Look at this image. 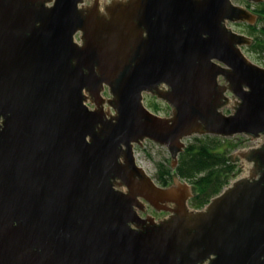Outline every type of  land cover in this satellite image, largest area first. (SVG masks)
Segmentation results:
<instances>
[{
	"label": "water",
	"instance_id": "obj_1",
	"mask_svg": "<svg viewBox=\"0 0 264 264\" xmlns=\"http://www.w3.org/2000/svg\"><path fill=\"white\" fill-rule=\"evenodd\" d=\"M83 1L0 0V264H264V68L224 25L255 18L233 0ZM101 83L110 120L84 105ZM160 83L170 118L142 103ZM193 135L260 141L229 156L249 172L199 212L190 186L158 187L134 157L149 140L174 169ZM139 199L175 215L140 219Z\"/></svg>",
	"mask_w": 264,
	"mask_h": 264
},
{
	"label": "trees",
	"instance_id": "obj_2",
	"mask_svg": "<svg viewBox=\"0 0 264 264\" xmlns=\"http://www.w3.org/2000/svg\"><path fill=\"white\" fill-rule=\"evenodd\" d=\"M256 13L264 21V3L257 7ZM249 31L252 36L250 50L264 53V26L249 28ZM227 140L209 135L193 137L178 156L174 169L157 165L158 180L167 185L175 175L188 181L194 186L192 205L203 207L222 191L236 171L235 162L228 156L233 145Z\"/></svg>",
	"mask_w": 264,
	"mask_h": 264
},
{
	"label": "flooded vegetation",
	"instance_id": "obj_3",
	"mask_svg": "<svg viewBox=\"0 0 264 264\" xmlns=\"http://www.w3.org/2000/svg\"><path fill=\"white\" fill-rule=\"evenodd\" d=\"M122 1H127V0H122ZM110 2H111V0H98L97 1V7L101 13L105 11V6L108 5ZM237 2H240V3L238 4ZM232 3H233V5L241 7L249 15H251L255 18V20L253 22L248 21V20H243V21L237 22V24H241L243 27H245L247 33H250L249 28H257L256 24L259 20H261V18L256 13V9L258 6H260L261 4L264 3V0H261L257 3L247 1V0H233ZM53 5H54V0H46V1L44 0V2H43V6H45V8H47V9L52 8ZM93 5H94V0H84L83 3L81 4V6L79 7V9L84 11V12H87L91 9V7H93ZM231 24H235V23L230 22V21H225V23H224L225 27L232 30V28L230 27ZM239 35H243L244 37L249 38L248 34L246 35V34L239 33ZM82 37L83 36L81 33L76 34L74 37V43H76L79 47L83 46V38ZM219 65L221 67H224L221 64H219ZM222 89H223V92H222V97L220 100H221V102H223V105L220 107L219 112H221L224 115H228L229 113H227L226 111L228 110V105H229L231 93H230V90L228 89V83L225 81L224 77L219 76L217 78V90H222ZM169 92H171V88L165 83H160L157 86V90H155L153 92H143L142 93V103L145 106L144 99L147 98L148 100H151V102H153V104L149 103V106L147 105L148 107L145 106V108H147L151 113H153L155 115H157L155 112H158L159 109L161 108V110L165 111V113L168 115L166 118H170L174 114V109L166 100L162 99L160 96V94H162V93L166 94ZM83 95L86 97L84 105L86 106V108L88 110H92V111L93 110H101L105 116V119H107V120H110L112 117H114L116 115V111L114 110L113 106L110 104V101H112L114 98L111 94L110 87L107 84L101 83L99 86V93H98L99 103H95L94 99L87 92H84ZM150 109H154L155 112H152ZM201 136H206V135H201ZM201 136L200 135H193L190 138L201 137ZM209 136H211V135H209ZM214 137H218V136H214ZM219 138H222V137H219ZM223 139H225V138H223ZM184 144L186 145L185 140H184ZM135 146H139V145H135ZM135 146H134V148H135ZM255 173H257L256 165L252 169V174H255ZM151 179L160 188H167V187H171V186L175 185V182L177 179L181 183H185L188 186H190L192 188L193 194H192V197H189L186 200V206L192 212H199V211L204 210L207 207V205L210 203V201L214 198L213 197L212 199H210V201L206 205H204L203 207L197 208V207H194L192 205V199L194 197V186H193V184L189 183L188 181L182 180V179L178 178L177 176H172L171 181L167 185H163L158 180L157 173H156V177L155 178L151 177ZM117 183H119V182H117ZM225 188H223L220 193H222ZM117 189L122 191V192H125V193L127 192V189L125 187H117ZM139 201L143 205V209L136 208L135 210H136V213L140 219H146V220L152 219L155 224H159L162 221L169 220L172 216L175 215L173 212H168V211H164V210H156L155 208L151 207L147 202H145L143 199H139ZM169 206L174 208V206L172 204H169Z\"/></svg>",
	"mask_w": 264,
	"mask_h": 264
},
{
	"label": "rangeland",
	"instance_id": "obj_4",
	"mask_svg": "<svg viewBox=\"0 0 264 264\" xmlns=\"http://www.w3.org/2000/svg\"><path fill=\"white\" fill-rule=\"evenodd\" d=\"M238 4L240 2H237ZM232 28L234 29V31L239 34H248L249 38H252V36L250 35V33L246 32L245 27H243L241 24H231ZM257 29H259L260 27L264 26V21L263 20H259L256 24ZM241 51L243 53V55L253 64L264 68V53H255L253 51L250 50V44L247 46H242L241 47ZM144 104L145 106H149L150 104H153V102H151V100H148L147 98L144 99ZM235 99L234 97H230V106L228 108V110L226 111L227 113H231L233 108L232 106L235 105ZM147 106V107H148ZM160 108V107H159ZM152 112H155L154 109H150ZM158 116L166 118L168 115L165 113V111L161 110V108L159 109L158 112H155ZM187 139L185 140L186 144L191 140ZM228 139L227 143H231L233 149L228 151V156H231L237 152L240 151H244V150H248V149H254L258 147V141L251 139L247 136L244 135H238V136H234V137H230V138H225ZM228 147V145L226 146ZM134 157H135V161L136 164L139 165L140 167H142L145 172L151 176L152 178L156 177V173H157V165L158 164H163L166 166H170V161H171V157L169 152L167 151L166 148L161 147L159 145H156L155 143L149 141V140H145L142 143V146H135L134 148ZM236 164V171L234 172V174L232 175L231 179L229 182L231 181H235V179H240L242 177H244L248 172H249V167L250 164L244 159V158H238L235 161ZM172 168V167H171ZM175 176V175H174ZM228 185H226L225 187H227ZM224 187V188H225Z\"/></svg>",
	"mask_w": 264,
	"mask_h": 264
},
{
	"label": "built area",
	"instance_id": "obj_5",
	"mask_svg": "<svg viewBox=\"0 0 264 264\" xmlns=\"http://www.w3.org/2000/svg\"><path fill=\"white\" fill-rule=\"evenodd\" d=\"M257 141H258V143H257V144H258V146H259V144H260V141H259V140H257ZM232 182H233V181H231L229 184H231Z\"/></svg>",
	"mask_w": 264,
	"mask_h": 264
}]
</instances>
